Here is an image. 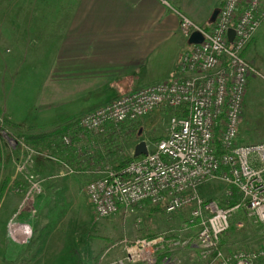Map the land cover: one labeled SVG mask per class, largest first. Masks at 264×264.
I'll use <instances>...</instances> for the list:
<instances>
[{
  "label": "built area",
  "instance_id": "2783aa9c",
  "mask_svg": "<svg viewBox=\"0 0 264 264\" xmlns=\"http://www.w3.org/2000/svg\"><path fill=\"white\" fill-rule=\"evenodd\" d=\"M263 20L261 0H224L210 30L179 14L182 35L188 39L193 31H199L203 39L190 44L181 54L177 75L117 97L74 120L61 143L65 148L74 147L80 155L87 153L75 144V136L84 139L87 133L104 135L157 108H186L184 116L172 113L166 134L154 149L122 166L104 164L94 169L97 176L87 183L86 194L96 217L126 213L146 201L162 206L167 213L186 212L182 230L196 227L197 252L193 255L200 264H258L264 259V247L226 252L221 245L236 210L242 209L264 228V142H239L252 71L242 54ZM230 28L234 31L231 40L227 35ZM0 139L9 142L14 151L20 146L24 152L15 163L26 184L15 188L21 199L7 222V233L13 242L25 245L33 230L21 214L40 201L44 181L32 168L34 157L58 162L64 173L74 170L53 153L23 142L3 126L2 120ZM215 181L226 186L227 200L233 187L239 197L237 202L225 206L203 198L200 187ZM237 225L241 226V221ZM154 241L135 239L125 246L126 255L115 264H173L168 254L156 259ZM189 242L179 235L172 238L169 246L182 247Z\"/></svg>",
  "mask_w": 264,
  "mask_h": 264
},
{
  "label": "crops",
  "instance_id": "0c3cea01",
  "mask_svg": "<svg viewBox=\"0 0 264 264\" xmlns=\"http://www.w3.org/2000/svg\"><path fill=\"white\" fill-rule=\"evenodd\" d=\"M223 2L24 0L20 7L8 9L0 23V47L6 48L4 63L6 69L10 70L11 79L7 93H17L22 97L20 104L16 105L15 99L11 107L0 105L1 116L17 127L6 126L20 139L43 142L45 138L37 137L39 134L48 132L52 138L55 134L53 130L68 125L69 129L72 128L70 124L79 116L136 89L177 75L179 58L190 48L187 38L180 31L179 14L208 30L213 25L209 23L212 11L220 8ZM261 9L264 11V0H261ZM23 102H26V106H23ZM30 119L34 122H29ZM89 134L75 141L84 152H88L87 148L90 151L93 145V141L87 138ZM23 153L19 146L13 157L18 159ZM54 155L71 165L80 163V158L71 162L69 154ZM90 160L84 158L86 164ZM32 168L44 179L40 201L35 202V206L41 208L38 212L43 214L44 204L53 202L56 192L61 197H55V200L58 199L60 204L61 201L65 203L68 192L75 187L72 184L64 187L57 178L61 171L60 164L34 157ZM14 183L19 182L14 180ZM20 199L21 194L9 188L0 198V224L4 226L6 236L4 242L0 241V264L69 262L51 256H60L64 252L62 250L70 246L74 247L77 255H91V233L79 236L75 242L74 233L59 230V225L43 232L41 228L48 219L43 215L38 216V213L37 216L21 214L22 220H32L33 235L25 245L13 242L7 233V222ZM89 206L91 208L90 203ZM62 221L67 224L64 215ZM105 234L100 235L105 240L98 242L100 248H105L100 254V261L102 264H115L124 258L126 249L122 237H116L112 242L107 232ZM184 237L190 242L176 252L181 258L180 264H200L193 255L197 252L196 227L187 228ZM78 241L83 242L82 247ZM155 247L159 261L168 252L163 250L162 242ZM222 247L226 252L231 251L225 249L223 242ZM69 263L76 264V260Z\"/></svg>",
  "mask_w": 264,
  "mask_h": 264
},
{
  "label": "rangeland",
  "instance_id": "374dc122",
  "mask_svg": "<svg viewBox=\"0 0 264 264\" xmlns=\"http://www.w3.org/2000/svg\"><path fill=\"white\" fill-rule=\"evenodd\" d=\"M23 2L24 0H0V23L4 18L5 12L9 11L8 9L18 8ZM5 51L6 48L4 46L0 47V105L2 107L6 104L8 107H11L15 102H17L16 105L20 104L22 96L17 95V93H7V89L11 86V79L10 70L6 69V63H4L6 57ZM242 55L250 64L252 71L248 77L244 98L239 142L243 144L264 142V22L254 42L252 43L251 40ZM15 99L16 101L14 102ZM22 104L26 106V102ZM171 116L172 112L168 109H156L149 115L137 120L135 129L120 125L119 128L115 127L104 135L89 134L90 136L87 138L93 141V145H91L90 151L87 148V154H77L80 158V163L71 165L66 160H63L74 172L70 174L64 173L65 170L60 165V174L56 176L64 187L72 184L76 190L68 192L66 202L61 201V204L58 202V199L55 200V197H61L56 192L55 197L53 196L55 201L52 200L53 202L50 204H48L49 202L44 204L43 214H41L42 212H38L40 207L37 208L36 206L24 213L28 216L34 214L37 216V213L38 216H45L48 222L41 228L43 232L49 227L59 225V230H67V232L74 233L75 242H77L79 236H84L85 234L87 236L91 233V255H77L74 247L70 246L66 250L63 249L62 251L64 252L60 256L52 254L51 258L69 262L76 260V264H102L100 254L103 253L105 248H100L98 242L101 243L105 240L104 238H100V235H106L105 233L107 232L108 238L112 242L115 241L116 237H122V241L126 240V243L122 242L124 246L130 245V243L138 238L155 240L154 246L162 242L164 246L163 250L168 252L166 254L171 255L173 264L181 263V258L176 254L179 247H171L168 244L172 238L179 235L180 237L184 236L185 230H182V226L187 216L185 211L175 213L158 211L151 213L146 205L138 204L133 207L132 211L123 214L116 213L108 218H98L91 210L86 194L87 183L97 176L96 171H94L96 167L100 168L104 164L116 165L128 159L133 156L134 147L140 141L146 142L148 150L154 149L156 142L166 134ZM33 119L35 120L34 116ZM33 119H30L29 122H34ZM0 120H2L3 126L6 127L1 114ZM21 139L29 146L37 148L33 141L25 138ZM106 140L109 141L107 142ZM14 152L9 142L0 139V184H6L5 189H14L18 193L15 188H24L26 181H23V175L17 171L16 158L13 157L15 156ZM98 152L103 155L101 159L96 160V157H92L91 154H97ZM88 156L92 158L90 163L86 164L84 158ZM12 174L13 177L11 179ZM38 177L40 178L41 176L38 175ZM50 177L52 176H48L47 178ZM14 180H17L19 183L12 184ZM225 189L226 186L220 181L209 182L200 187V194L205 199H214L219 204L230 206L225 201L227 199L225 198ZM4 191H0V198ZM63 215L67 219L65 222L67 224H64L62 221ZM24 221L28 222L32 227L30 223L32 220L28 221L27 219ZM240 221L242 225L238 226L237 223ZM0 233V241L4 242L6 236L4 234V226L1 224ZM98 235L99 239L97 238ZM69 241L73 242L72 239H69ZM222 242L225 249L231 251L241 248H261L264 247V228L256 219L247 216L242 209H239L232 213L230 228L221 237V245ZM82 244L83 242L78 241L80 247H82ZM78 245L76 244L75 246L78 247ZM73 251L74 253L71 254ZM65 253L66 255H64ZM69 262H59V264H70ZM258 264H264V259L260 260Z\"/></svg>",
  "mask_w": 264,
  "mask_h": 264
},
{
  "label": "trees",
  "instance_id": "16d2710c",
  "mask_svg": "<svg viewBox=\"0 0 264 264\" xmlns=\"http://www.w3.org/2000/svg\"><path fill=\"white\" fill-rule=\"evenodd\" d=\"M169 110L172 113L177 114L179 116L186 115V108L184 106H179L178 108H176L174 110H171V109H169ZM3 119H4V122H5L6 125L12 126L13 128L17 127L16 125L12 124L8 119H6V118H3ZM70 125H72V124H70ZM121 125L130 127L131 129H135L136 126H137V123H136V121H131V122L123 123ZM69 127L70 126L68 125V126L63 127L60 130H57V129L53 130V132L55 134H54V136L52 138L48 135V132L46 134L45 133L39 134V136H37V137H41V138H45V139H44L43 142H40V141L39 142H34L36 147L41 149V150L49 151V152H51L53 154H69L71 156V162H73L75 160L77 161V159H79V157L75 153L74 147L65 148V147L62 146V143H61L62 135L65 134L68 131ZM77 139L78 138L75 136L74 140L76 141ZM106 141L108 142L109 140H106ZM102 155L103 154H101L100 152H98L97 154H91L92 157H96V160L101 159ZM91 156L90 157H86L85 159H87L89 161V158L90 159L92 158ZM134 158H137V157L131 156L128 159H126V160L122 161L121 163H119L118 166H122V165H124L125 163L129 162L130 160H132ZM5 185L6 184H3V185L0 184V191H4ZM231 190H232L231 196L227 200V202H228L227 204L228 205H232L238 200V195L236 194V190L233 187H231ZM140 204L146 205L151 213L158 212V211L164 212V209L162 208V206L151 205L150 203H148L146 201L143 202V203H140ZM122 214H123V212H122Z\"/></svg>",
  "mask_w": 264,
  "mask_h": 264
},
{
  "label": "water",
  "instance_id": "95a60500",
  "mask_svg": "<svg viewBox=\"0 0 264 264\" xmlns=\"http://www.w3.org/2000/svg\"><path fill=\"white\" fill-rule=\"evenodd\" d=\"M219 11H220V8H215L212 11V14L209 18V23H213L215 21L216 16L219 13ZM227 35H228V39L231 40L234 35V31L232 28L228 30ZM202 39H203V36L199 31H193L191 35L188 37L187 42L188 44H196V43H200ZM147 151L148 149H147L146 142L140 141L134 147L133 156L138 157L140 155L146 154Z\"/></svg>",
  "mask_w": 264,
  "mask_h": 264
}]
</instances>
